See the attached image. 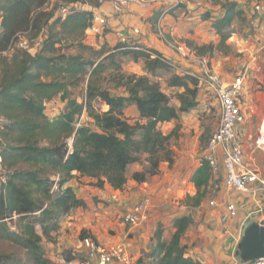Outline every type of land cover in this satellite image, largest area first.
I'll list each match as a JSON object with an SVG mask.
<instances>
[{
    "label": "trees",
    "instance_id": "obj_1",
    "mask_svg": "<svg viewBox=\"0 0 264 264\" xmlns=\"http://www.w3.org/2000/svg\"><path fill=\"white\" fill-rule=\"evenodd\" d=\"M98 0H0V240L21 249L26 260L14 253L0 252V264H54L42 246L51 239L60 220L72 209L85 208L67 182L86 177L89 185L108 184L122 191L129 180L145 182L160 172V165L172 166L175 153L171 141L178 126L169 132L160 124L178 120L198 105L194 75L184 70L170 74L167 85L174 98L165 93L156 72L178 69L155 49L133 41L90 45L85 34L93 12L74 7ZM71 5L62 18L59 6ZM222 13L211 21L216 43H185L196 56L211 57L214 51L232 52L228 39L236 20L247 18L236 0H223ZM210 20L209 13L201 18ZM21 36L39 38L38 50L14 46ZM124 60L141 64L144 74L125 73ZM84 85L80 103L71 89ZM59 98L64 108L53 118L44 102ZM102 103L107 109L95 107ZM129 106L136 109L131 123L124 116ZM85 114L89 122H80ZM141 169H133L135 166ZM11 172L9 177L6 173ZM203 158L189 180L195 188L186 196L187 209L198 206L219 181ZM212 186L208 189L210 181ZM193 223L187 213L174 217L173 233L166 238L158 223L151 246L138 264H201L186 255L181 237ZM94 236L81 230L82 240ZM63 263L79 262L70 248L60 252ZM77 259V260H76Z\"/></svg>",
    "mask_w": 264,
    "mask_h": 264
},
{
    "label": "crops",
    "instance_id": "obj_2",
    "mask_svg": "<svg viewBox=\"0 0 264 264\" xmlns=\"http://www.w3.org/2000/svg\"><path fill=\"white\" fill-rule=\"evenodd\" d=\"M165 3L166 0H150L145 7L132 4L125 12L121 13L122 15L117 14V17L112 12L108 1L101 3L95 8L89 4H78V7L75 4L74 7L91 10L93 13L106 16L109 25L108 30L115 32L116 39L113 44L108 43L110 34L107 32L104 40L99 41V44L106 42L113 46L118 41L125 40L140 43L160 52L178 69L181 67L179 71H188L187 67H194L196 63L178 54L157 37L155 30L157 29V20L163 8L161 5ZM240 7L243 9L244 4L240 5ZM175 12L176 9L168 10V13L163 17L165 24L163 31L166 32L170 39L180 37L178 24L179 26L186 25L182 18H174L173 14ZM133 29H137V32H134ZM210 30L215 32L211 26ZM186 31H188L186 34L182 33L183 37H195L190 34L188 29ZM99 39H101V36ZM228 43L232 47V51L239 54L236 58H232V56L227 54L221 58L223 61H227L228 69L222 68L221 60L213 63L212 58H210L209 63L214 71L229 81L232 80L237 70H242L246 67V63L250 61V57L255 53L256 49H253V44L246 46V37L240 36L237 32L232 33ZM259 57L263 63L264 52ZM140 73L144 74L142 67L140 68ZM261 78L264 85V70L259 73L258 79L261 80ZM243 95V112L246 122L251 116V112L256 108V104H259L264 98V91L248 92L246 91V82H244ZM105 107L107 109L106 105ZM128 108L136 112L134 106H129ZM248 138V134L243 131L244 152L249 144ZM189 158H191L190 161H187L184 157H175V162L172 166L162 163L160 172L157 175L151 176L141 183L129 180L121 192L112 189L108 184H105L102 188H96L88 184L90 179L86 177L69 180L66 185L71 186L76 196L85 201L86 207L72 209L61 218L59 229L51 235V239H42V244L49 259L54 264H62L60 252L67 248L73 250L76 255L80 254L84 248L79 234L81 230H85L101 243L108 245L122 243L134 260L132 264H138L137 260L150 249L151 236L157 224L160 223L163 226L164 235L168 238L174 231L172 226L174 217L189 213L193 218V223L181 237V243L185 245L186 255L197 259L201 264H247V261H243L236 255V251L245 226L249 222L260 220L264 215L263 194L250 189L245 191V193L243 192V194L233 193L224 187L222 178L217 185L216 191L207 193L209 195L207 201L203 199L197 208L191 211L187 209L184 198L187 195L191 196L195 192V188L189 178L199 163H195L194 167L189 168L190 163L193 162V152L189 153ZM249 164L264 175V171L260 166L255 163ZM76 179L78 181L87 179L88 182L81 185ZM212 184L211 180L208 189H210ZM116 193L118 194V199L112 200L111 195ZM144 193H148L151 196V205L146 212L145 221L136 227L125 225L121 220V214L139 200ZM212 201L215 205H210ZM228 201L237 205V216L222 222L220 217L224 210V204ZM97 205H103L102 212L93 213ZM62 219H64L63 222Z\"/></svg>",
    "mask_w": 264,
    "mask_h": 264
},
{
    "label": "built area",
    "instance_id": "obj_3",
    "mask_svg": "<svg viewBox=\"0 0 264 264\" xmlns=\"http://www.w3.org/2000/svg\"><path fill=\"white\" fill-rule=\"evenodd\" d=\"M99 3L108 1L114 14H121L132 4L145 7L150 0H98ZM69 5H62L56 11V15L62 18L68 13ZM247 18V25L259 37L258 47L251 55L250 61L232 80L226 81L222 76L214 71L209 64L207 57L196 56L191 49L179 43H173L164 39L165 43L178 54L191 59L197 65V73L186 71L195 76L197 88L206 87L213 92L218 104L219 122L216 129L207 140L203 158L211 168L212 173L217 176L222 173L224 187L228 191L242 193L247 190L261 192L264 196V175L258 169L252 167L244 157V145L242 141L241 127L245 122L243 112V91L244 82L251 77L255 78L263 70L262 61L259 56L264 52V2L252 1L243 7ZM106 16L93 13L91 26L86 31L87 34L102 35L108 29ZM137 32V29H133ZM231 36L229 37V40ZM15 47L27 48V38L19 37L14 42ZM255 73V75H254ZM257 80L260 81L257 77ZM261 82V81H260ZM49 102H44V111L48 118H53L55 114L48 115L47 107ZM255 148L264 151V119L258 129V135L254 140ZM4 180V175L1 177ZM112 200L118 199V194L111 196ZM151 205V196L144 193L131 207L126 209L121 220L125 225L136 227L141 225L146 219V212ZM210 205H215L212 201ZM237 205L231 201L224 204V210L220 220L226 222L237 216ZM263 217L256 221L259 222ZM84 248L75 264H132V256L128 254L122 243L104 244L90 237L81 240ZM264 247V242H263ZM76 259V260H77ZM247 264H264V257L250 261Z\"/></svg>",
    "mask_w": 264,
    "mask_h": 264
},
{
    "label": "rangeland",
    "instance_id": "obj_4",
    "mask_svg": "<svg viewBox=\"0 0 264 264\" xmlns=\"http://www.w3.org/2000/svg\"><path fill=\"white\" fill-rule=\"evenodd\" d=\"M222 1L223 0H170V1L166 0V3L161 5L163 6V8L161 9V13L157 20L158 22L157 29H155L157 37L164 44L166 43L163 40L166 39L167 41H171L173 43H179V44L185 45L186 47H188L187 44L185 43L186 40L193 41L194 43H197V44L198 43H209V42L216 43L218 40V37L215 34V32H211L210 26H211V21L219 17L222 13V7L220 6ZM236 1L239 3V5H243V4L246 5L252 1L264 2V0H236ZM76 5L77 7L79 6L78 4ZM69 6L71 7V5ZM173 9H176V12L173 14L174 18H182V21L185 22L186 25L179 26L178 24L177 26L179 34H181L180 35L181 38L175 37L173 39H170L167 36L166 32L163 31V27L165 25L163 17L168 13V10H173ZM205 13L210 14L211 16L210 20L204 21L201 19L202 16L205 15ZM117 16L118 15L116 14L115 17ZM186 29H188L190 34H193L195 37L193 38L183 37L182 33L186 34L188 32L186 31ZM232 31L237 32L240 36L246 37V46L253 44L254 45L253 49H256V47H258L259 37L258 35L255 34L254 31L249 29L245 21L236 20L234 24L232 25ZM107 32H109L110 34V39L108 43L113 44V42L116 39L115 38L116 35H114L115 32H113L112 30L109 31L108 29H106L103 32V34L101 35V39H99L100 35H97V34L89 35L86 33L85 42L90 45H96V44L99 45V41L104 40V36ZM39 44H40L39 38H36L34 40L27 39V49L32 53L38 50ZM226 54L232 56V58H236L239 55L235 53L234 51L228 52ZM226 54H223L220 51H214L211 57L208 58V60L212 58L213 63L214 62L216 63L217 60H221V66L222 68L224 67V69L226 70L228 69L227 68L228 64L226 63L227 61H223L221 59L223 56H226ZM263 63L261 65H263V70H264ZM122 67L125 73H135L137 75L141 74L140 73L141 64L139 63H133V62H130L129 60H124ZM187 68L189 71L194 72V73L197 71L196 70L197 65L194 67L189 66ZM179 70H181V67L179 69L173 68V71L170 70L169 72L159 70L156 72V77H152L153 80L159 81L162 90L168 95H170L171 102L176 103V104H178V102L176 101L173 95L175 92V89L168 87L167 80L170 77L171 73L179 71ZM240 71L241 69L237 70L234 76H236V74H238ZM257 77H259V74H256L255 78L251 77L247 81L245 80L246 91L253 92V93L258 92V91H264V85L262 82V78L260 82L257 80ZM198 91H199L198 96H197L198 105L196 106L195 109L191 110L188 113H181L178 120H174V121L159 125V128L165 133L169 132L172 128H174L175 125L179 127L178 137L175 139L174 138L172 139L171 147L174 150L175 157L177 158L184 157L187 159V161L191 160V158H189V153L193 152V159H192L193 162L190 163L189 168L194 167L195 163L198 164L203 159V154H204L207 140L210 137L211 133L216 129L218 122H219L218 104L214 98L213 92L203 86L198 88ZM71 97L81 103L84 98V85L81 84L78 87L72 88ZM242 101H244L243 98H242ZM261 102H259V104L258 103L256 104L255 106L256 108L254 109L253 112H251V116L242 125L241 131L242 132L244 131V133L246 132V134H248L249 136L247 140L249 144L246 146L245 152H244L245 161L251 164L255 163L257 166H260L262 170L264 171V151L259 150L255 148L254 146V140L256 136L258 135V129L261 124V121L263 120L262 118L264 117L263 116L264 98H262ZM64 106H65L64 101H61L59 98H55L48 104L47 113L48 115H52V114L56 115L59 111H61L64 108ZM95 107L102 111L106 110L105 105H103L102 103H99V104L95 103ZM124 116L128 118L129 121L132 123L135 119L136 112H134L130 108H127L124 113ZM79 121L85 123V122H89V119L85 114H83L79 117ZM141 168L142 166L137 165L133 169H141ZM1 172L2 171H0V180H1V177L3 176ZM216 179L217 181L221 182L222 173H218ZM76 181L81 185L87 184L88 182L87 179H82L80 181L76 179ZM224 191L226 192V190ZM233 193H236V192H233ZM240 194H243V192ZM208 197L209 195L205 196L204 198L205 201H207ZM196 208L197 206L190 207V210L194 211ZM102 209H103V205H100V206L97 205L93 213H100L102 212ZM63 220L64 219H62V222ZM42 246L44 247L43 244ZM0 252L14 253L18 258H22L26 260L25 258L26 255L16 245L3 242L1 240H0Z\"/></svg>",
    "mask_w": 264,
    "mask_h": 264
},
{
    "label": "water",
    "instance_id": "obj_5",
    "mask_svg": "<svg viewBox=\"0 0 264 264\" xmlns=\"http://www.w3.org/2000/svg\"><path fill=\"white\" fill-rule=\"evenodd\" d=\"M11 172L6 173L9 177ZM264 219L256 222H249L242 232V237L238 243L236 255L243 261H254L264 257Z\"/></svg>",
    "mask_w": 264,
    "mask_h": 264
}]
</instances>
